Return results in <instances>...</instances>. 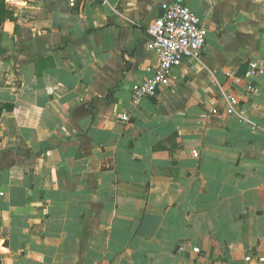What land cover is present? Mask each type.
Segmentation results:
<instances>
[{
    "label": "crops",
    "instance_id": "crops-1",
    "mask_svg": "<svg viewBox=\"0 0 264 264\" xmlns=\"http://www.w3.org/2000/svg\"><path fill=\"white\" fill-rule=\"evenodd\" d=\"M164 1H3L0 264H264V0H177L201 57L134 105Z\"/></svg>",
    "mask_w": 264,
    "mask_h": 264
},
{
    "label": "built area",
    "instance_id": "built-area-1",
    "mask_svg": "<svg viewBox=\"0 0 264 264\" xmlns=\"http://www.w3.org/2000/svg\"><path fill=\"white\" fill-rule=\"evenodd\" d=\"M160 8V14L148 28L151 39L146 44L148 50L156 53L158 64L150 77L133 85L131 101L134 105L144 97L156 96L161 88L169 86L172 68L186 59L198 60L206 42V27L186 4L177 0L164 1ZM263 72L264 60H251L246 72L235 79L239 82ZM252 89L251 85L247 86L248 91ZM223 99L226 102L224 112L227 115L235 116L241 121L247 119L246 108L238 97L223 93ZM211 113L216 115L219 109L214 107ZM127 118L126 114H122V119ZM194 251L198 252V248H194ZM245 260L249 262L252 257L248 255Z\"/></svg>",
    "mask_w": 264,
    "mask_h": 264
},
{
    "label": "trees",
    "instance_id": "trees-1",
    "mask_svg": "<svg viewBox=\"0 0 264 264\" xmlns=\"http://www.w3.org/2000/svg\"><path fill=\"white\" fill-rule=\"evenodd\" d=\"M4 0H0V12H3L5 14H9V12L7 10L4 9V4H3Z\"/></svg>",
    "mask_w": 264,
    "mask_h": 264
}]
</instances>
